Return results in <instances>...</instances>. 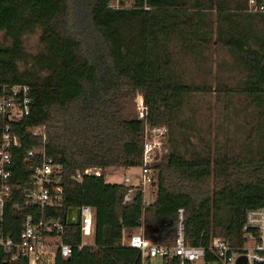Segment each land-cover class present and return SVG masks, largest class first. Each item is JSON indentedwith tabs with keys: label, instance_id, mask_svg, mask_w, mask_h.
Returning a JSON list of instances; mask_svg holds the SVG:
<instances>
[{
	"label": "trees",
	"instance_id": "trees-1",
	"mask_svg": "<svg viewBox=\"0 0 264 264\" xmlns=\"http://www.w3.org/2000/svg\"><path fill=\"white\" fill-rule=\"evenodd\" d=\"M129 1L128 7L119 0L122 7L110 8V0H0V94L24 84L30 99L17 122L0 114V130L15 134L23 153L7 167L11 197L3 232L15 238L24 217L40 213L36 206H21L38 163L23 156L40 146V137L29 131L35 126L44 128L45 155L61 165L63 207L87 205L92 211V244L57 255L54 264H138V250L122 243L123 230L140 228L151 243L172 244L177 208L183 209L185 244L206 247L218 236L236 248L246 211L264 210V12L245 11L246 0ZM35 29L40 48L30 54L22 36ZM212 45L235 58L242 74L258 155L230 159L218 149L171 142L151 164L153 181L145 194L123 177L107 180L113 170L140 165L143 123L125 114V93H133L131 99L141 94L147 126L170 128L188 107L190 92L211 91L209 85L187 84L180 66L187 60L207 71ZM219 90L230 91L225 85ZM87 167L100 173L76 180L75 172ZM62 212L48 216L44 209V217ZM63 227L61 240L78 244L79 226ZM158 260L197 264L177 255ZM0 264L26 262L0 254Z\"/></svg>",
	"mask_w": 264,
	"mask_h": 264
},
{
	"label": "built area",
	"instance_id": "built-area-1",
	"mask_svg": "<svg viewBox=\"0 0 264 264\" xmlns=\"http://www.w3.org/2000/svg\"><path fill=\"white\" fill-rule=\"evenodd\" d=\"M110 8L122 7L119 0H110ZM245 11L264 12V2L246 0ZM138 109H141L140 118L143 123L142 145L140 157V175L134 185L145 194L148 185L153 181L151 164L156 158L166 152L165 138L167 129L164 125L147 126L144 122L145 108L142 105V97H138ZM28 88L24 84H12L0 94V114L8 122H17L29 110ZM31 135L39 136L40 146L25 150L23 156L36 157L38 163L33 165L30 177V188L24 190L25 199L21 206H36L40 213L36 219L30 214L24 217L20 230L16 237H11L3 232L2 214L5 204L11 197L10 187L7 183L9 177L8 166L12 159L19 158L23 153L17 136L7 131V127L0 130V254L7 255L9 259L23 257L26 264H54L55 257H67L72 250H79L89 246L83 241L84 237H92V211L87 205L78 206V226L80 241L78 244H68L61 240L65 214L67 208L63 207V192L60 185L61 165L45 155L43 142L45 140L43 126H35L29 129ZM99 167H87L82 171H76L74 177L80 180L82 176H97ZM123 181L131 183L129 177L123 176ZM26 190L27 193H26ZM129 188L124 200H127ZM148 203L147 197L142 199V206ZM20 205V204H19ZM14 205V207H19ZM51 216L50 211L56 210V217ZM182 208H177L175 217L177 220L176 232L172 244H154L144 238L140 233L128 237L126 245L135 248L139 252L138 264H159L162 255H177L181 260H188L197 264H235L236 257L245 256L246 264H255L264 261V210L261 207L249 209L245 213L242 224L243 241L236 248L229 246L218 236L212 237L206 247L189 246L184 243L182 233Z\"/></svg>",
	"mask_w": 264,
	"mask_h": 264
},
{
	"label": "rangeland",
	"instance_id": "rangeland-1",
	"mask_svg": "<svg viewBox=\"0 0 264 264\" xmlns=\"http://www.w3.org/2000/svg\"><path fill=\"white\" fill-rule=\"evenodd\" d=\"M122 2L125 7L130 6L129 0ZM37 37V29L22 36L23 49L26 52L33 54L39 50L40 43ZM209 54L207 71L188 63L187 60L184 62L186 64L180 66L187 84L209 85L211 91L190 92L187 97L188 107L178 113V117L167 129L165 148L167 150L171 142H174L178 146L182 144L181 147L188 145L199 150L207 146L211 152L218 149L230 159L246 158L249 152L257 156L258 154H254L253 150L259 147L260 141L253 128L254 110L242 91L243 77L235 58L219 46L213 45L209 49ZM223 85L230 91L219 90ZM132 94L125 93L123 105L125 114L135 117L140 114L141 109H138L136 96L131 99ZM124 175L129 177L131 183H135L139 178L140 170L138 167L119 168L110 172L106 178L109 181H120ZM139 229L138 231L141 230ZM138 231L136 229L132 232ZM83 241L92 244V237H84Z\"/></svg>",
	"mask_w": 264,
	"mask_h": 264
},
{
	"label": "water",
	"instance_id": "water-1",
	"mask_svg": "<svg viewBox=\"0 0 264 264\" xmlns=\"http://www.w3.org/2000/svg\"><path fill=\"white\" fill-rule=\"evenodd\" d=\"M28 190H26L27 193ZM78 216H79V208L78 207H69L67 208L65 214V223L66 225H77L78 224ZM235 264H246L245 256L240 254L236 257Z\"/></svg>",
	"mask_w": 264,
	"mask_h": 264
},
{
	"label": "crops",
	"instance_id": "crops-1",
	"mask_svg": "<svg viewBox=\"0 0 264 264\" xmlns=\"http://www.w3.org/2000/svg\"><path fill=\"white\" fill-rule=\"evenodd\" d=\"M228 1H230V0H228ZM134 230H136V229H126V230H123V233H122V243H123V244L126 243L128 237H129L130 235L135 234V232H132V231H134ZM139 230H140V229H139ZM137 231H138V229H137ZM139 232H140V231H138L137 233H139Z\"/></svg>",
	"mask_w": 264,
	"mask_h": 264
},
{
	"label": "bare ground",
	"instance_id": "bare-ground-1",
	"mask_svg": "<svg viewBox=\"0 0 264 264\" xmlns=\"http://www.w3.org/2000/svg\"><path fill=\"white\" fill-rule=\"evenodd\" d=\"M138 97H139V94L136 95V101H137V103L139 104ZM140 112H141V111H140ZM137 117H140V114H139Z\"/></svg>",
	"mask_w": 264,
	"mask_h": 264
}]
</instances>
